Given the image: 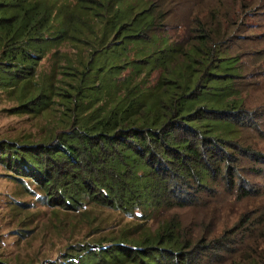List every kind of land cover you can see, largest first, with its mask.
Instances as JSON below:
<instances>
[{
    "label": "trees",
    "instance_id": "trees-1",
    "mask_svg": "<svg viewBox=\"0 0 264 264\" xmlns=\"http://www.w3.org/2000/svg\"><path fill=\"white\" fill-rule=\"evenodd\" d=\"M161 9L154 0H0V87L24 111L58 102L64 124L49 141L0 142V160L50 206L157 219L139 238L120 231L97 242L74 264H264L255 179L264 150L250 138L262 134L264 112L240 97L249 83L232 44L242 37L232 16L211 12L190 22L187 42L169 41ZM75 34L98 37L84 66L37 75L52 45ZM225 216L233 219L219 227Z\"/></svg>",
    "mask_w": 264,
    "mask_h": 264
},
{
    "label": "rangeland",
    "instance_id": "rangeland-1",
    "mask_svg": "<svg viewBox=\"0 0 264 264\" xmlns=\"http://www.w3.org/2000/svg\"><path fill=\"white\" fill-rule=\"evenodd\" d=\"M154 1L161 3V11L166 13L160 32L169 41L187 42L190 22L208 21L211 12H219L225 19L234 18L232 32L242 39L235 38L232 45L235 52L241 53L244 82L249 83L240 97L249 108L259 107L264 112V0ZM90 21L94 22H90L94 30L101 32L100 23L91 17ZM97 40L72 35L53 44L39 61L36 74H54L52 77L58 79L65 66H84L90 47L99 44ZM128 55L136 58L135 51H128ZM127 72L123 70L118 78ZM158 74L159 70H154L145 79L148 85L156 82ZM61 110L58 102H51L43 110L24 111L17 93L0 87V142L49 141L64 126ZM262 117L264 122V114ZM250 136L264 150V125L262 134ZM255 179L264 193V166ZM232 219L225 216L219 227ZM156 220L149 213L129 216L95 204L76 210L50 206L31 178L18 175L0 160V264H74L78 255H84L97 242L105 241L106 245L120 231H127L129 238H139L146 228L157 226Z\"/></svg>",
    "mask_w": 264,
    "mask_h": 264
}]
</instances>
